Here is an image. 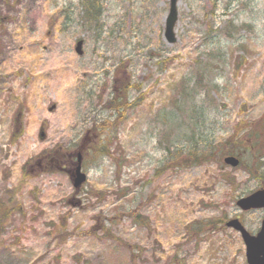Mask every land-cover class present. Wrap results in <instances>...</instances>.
Masks as SVG:
<instances>
[{"label":"rangeland","instance_id":"1","mask_svg":"<svg viewBox=\"0 0 264 264\" xmlns=\"http://www.w3.org/2000/svg\"><path fill=\"white\" fill-rule=\"evenodd\" d=\"M89 2L0 0V264H247L225 222L264 218L236 205L264 186V0H178L172 44L169 0Z\"/></svg>","mask_w":264,"mask_h":264},{"label":"water","instance_id":"2","mask_svg":"<svg viewBox=\"0 0 264 264\" xmlns=\"http://www.w3.org/2000/svg\"><path fill=\"white\" fill-rule=\"evenodd\" d=\"M178 0H169L170 8L165 19V27L163 36L168 43H174L176 36L174 33V26L178 18L177 4ZM82 41H78L76 44V52L81 54ZM53 107L50 108V110ZM81 157L78 155V162L75 168L76 178L74 179V186L79 187L85 180V175L80 171ZM224 162L231 165L237 166L238 159L233 156H227L224 158ZM236 204L242 210H250L264 207V188L259 189L250 195L240 198ZM226 226L233 228L238 231L244 241L246 248V260L248 264H264V219L261 221L260 229L256 235H251L242 223L238 219H231L226 222Z\"/></svg>","mask_w":264,"mask_h":264},{"label":"trees","instance_id":"3","mask_svg":"<svg viewBox=\"0 0 264 264\" xmlns=\"http://www.w3.org/2000/svg\"><path fill=\"white\" fill-rule=\"evenodd\" d=\"M99 7L98 0H90V2L87 5L88 11H93V14L91 15L92 17H96L99 13ZM135 85H128L126 84L119 92V95H116V91H114V95L109 99L106 107L109 108L110 110L116 112V113H121L124 111L127 107V101L125 98V94L128 92V89L131 87H134ZM123 97H122V95ZM110 118L105 119L106 124H111ZM102 128L105 127V123L101 124ZM102 143H99V147L97 146V150H103L105 149V152H107V144L105 143L104 140H101ZM241 144V143H240ZM225 147H220L219 152L217 154L222 153H227V154H235L232 149H224ZM216 149H212L211 145L205 144L204 146L194 144L193 147H189L186 152H174L171 153L170 151V159L164 164L165 167H185L188 165H194L202 162H206L211 159V157L216 153ZM179 153H181L179 155ZM253 177H257L258 174V168L257 167H252V165L249 166V168H246ZM263 179V178H262ZM264 184V183H263Z\"/></svg>","mask_w":264,"mask_h":264}]
</instances>
